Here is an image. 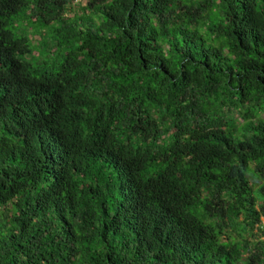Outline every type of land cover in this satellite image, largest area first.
Here are the masks:
<instances>
[{
	"label": "trees",
	"instance_id": "obj_1",
	"mask_svg": "<svg viewBox=\"0 0 264 264\" xmlns=\"http://www.w3.org/2000/svg\"><path fill=\"white\" fill-rule=\"evenodd\" d=\"M74 2L0 0V264H264V0Z\"/></svg>",
	"mask_w": 264,
	"mask_h": 264
},
{
	"label": "rangeland",
	"instance_id": "obj_2",
	"mask_svg": "<svg viewBox=\"0 0 264 264\" xmlns=\"http://www.w3.org/2000/svg\"><path fill=\"white\" fill-rule=\"evenodd\" d=\"M75 1H76V3L75 2L74 3H75V6L77 7L76 10L78 12H81L80 8H79V5H86L87 4V0H79V1L75 0ZM39 39H40V37L38 35L34 36V41L35 42L37 41V45H38ZM262 225L264 226V218L262 219Z\"/></svg>",
	"mask_w": 264,
	"mask_h": 264
}]
</instances>
